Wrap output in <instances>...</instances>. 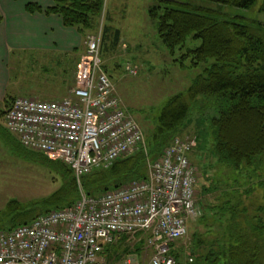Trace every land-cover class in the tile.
Here are the masks:
<instances>
[{
  "label": "trees",
  "instance_id": "1",
  "mask_svg": "<svg viewBox=\"0 0 264 264\" xmlns=\"http://www.w3.org/2000/svg\"><path fill=\"white\" fill-rule=\"evenodd\" d=\"M202 1L218 7L192 4L189 1L155 0L149 9L151 21L157 24V33L171 53L183 48L188 38L193 36V39L201 41L200 46L188 49L187 58L192 60L193 66L211 60L214 62L185 93L173 96L162 106L147 144L148 153L141 147L136 153L116 160L108 168L91 171L79 181L74 170L63 161L50 159L42 152L24 147L20 140L16 141L28 155L55 164L63 184L50 196L55 208L45 209L37 215L35 212L23 211L19 202L12 201L11 204L19 208L18 216L22 217V221L7 231L28 224L42 214L74 205L81 199L82 191L89 196H99L125 186L133 179H145L149 155L163 154L178 136L176 134L181 127L194 116V111L197 112L198 121L203 120L211 129L214 138L212 153L217 161L235 171L238 176L242 174L246 178L248 175L251 179L259 177V183L264 184V20L226 10L229 7L252 11L264 0ZM104 6L105 0H54L50 7L29 2L26 9L30 13L60 15L66 27L76 28L86 40L103 20ZM119 39V29L104 25L101 44L103 58L110 54L111 47L107 43L112 41L115 46ZM15 98L8 94L0 103L2 120L3 117L5 120V114ZM7 132L0 125V135L8 138L11 133ZM196 137L199 145V134ZM237 175L233 180L239 183ZM233 177L234 172L231 180ZM243 181L240 182L242 187L249 184ZM227 186L229 188L222 192L232 197H228L223 204L212 205L206 200L205 196L210 195L214 187H204L201 200L198 197V204L200 201L199 205L203 207L199 217L204 219L208 231H218L220 235L219 240L214 239L210 245L201 237L203 233L193 236L196 250L187 264H264V203L256 207L255 213L248 214L252 217L244 216L240 214L241 203H232L238 197L236 192H239L240 185L236 188L227 183L224 188ZM251 189H246V193ZM209 212L213 214L211 217ZM243 217L248 219L244 223ZM208 220L212 222L211 225L207 223ZM128 240V236H122L116 243L106 247V255L111 263L123 258L133 248ZM144 240H139L136 247H143ZM172 253L176 264H181V253L174 248Z\"/></svg>",
  "mask_w": 264,
  "mask_h": 264
},
{
  "label": "built area",
  "instance_id": "2",
  "mask_svg": "<svg viewBox=\"0 0 264 264\" xmlns=\"http://www.w3.org/2000/svg\"><path fill=\"white\" fill-rule=\"evenodd\" d=\"M102 34L86 39L69 95L48 100L16 97L5 114L10 132L26 148L69 165L81 177L108 168L145 141L133 114L117 95L104 68ZM130 74L137 70L128 65ZM197 137L176 136L145 179L99 196L82 191L74 205L42 214L0 232V264H176L173 244L201 214L197 171L190 155ZM139 235V236H138ZM122 236L145 239L151 256H124L111 263L106 247Z\"/></svg>",
  "mask_w": 264,
  "mask_h": 264
},
{
  "label": "rangeland",
  "instance_id": "3",
  "mask_svg": "<svg viewBox=\"0 0 264 264\" xmlns=\"http://www.w3.org/2000/svg\"><path fill=\"white\" fill-rule=\"evenodd\" d=\"M175 1H189L192 4L218 7V5L202 0ZM154 2L155 0H105L103 20L93 30V34H102L104 25H109L120 31L118 44L113 46L112 41L107 43L111 47L110 54L104 55L103 60L123 106L133 114L145 134L143 148L147 153V144L156 127V118L161 112L162 106L173 96L185 93L194 80L204 74L205 69L214 62L211 60L206 64L193 66L192 60L187 58L188 49L196 48L201 44V41L193 39V36L188 38L183 48H178L174 53H171L162 43L157 33V24L152 23L149 16V9ZM263 3L264 1H260L252 11H242L229 7L226 10L258 18L257 13L262 9ZM110 38L113 39L112 34ZM85 47L86 43L83 39L82 50H86ZM58 60H60L61 67L56 64ZM67 65L68 60L66 61L65 58L57 59L50 55H19L17 58L16 55H13L10 63L12 76L8 77L9 81L5 88L11 97L60 99L64 96L63 89L65 87L58 86L59 76L66 80L64 83L68 85L70 91L73 89L71 86L74 69L68 68L67 72L63 71L64 73H61L63 67L66 68ZM128 65L137 70L136 75L128 72ZM2 108H4V104ZM196 113L193 112L194 116L181 127L176 135L194 137L199 134V145L197 144L198 147L191 154V162L196 168L198 176L197 191L199 200L203 196L204 187H214L215 190H212V188V192H209L210 195L205 196L206 200L212 205L223 204L228 197H232L230 194L222 192L224 189L229 188L228 186L224 188V186L228 183L230 186L237 188L239 184V192H236L238 197L232 203L234 205L241 203L239 207L240 214L244 216L252 215L256 212V207L264 203V184L259 183L261 178L251 179L248 178V175L243 178L242 174L238 176L232 169L221 165L212 153L214 138L211 129L203 120L198 121ZM0 125L3 131L8 134L7 131L9 130L4 117L2 120L1 115ZM10 133V137L7 136L8 138H4L2 134L0 135V231H7V229L22 221V217L18 216L19 208L16 204H11L12 201L19 202L23 211L35 212L37 215L45 209L55 208L51 204L50 196L58 191L63 184V179L55 164H50L43 159L35 158L23 152L16 143L19 137L12 132ZM161 155H149L147 168L145 169L146 174L149 172L151 164L159 159ZM233 172L234 177L231 180L230 177ZM236 175L239 183L233 180ZM244 179L245 181H243ZM251 180H254L253 183L250 182ZM241 181L250 185L247 184L246 186L245 184L242 187ZM250 187L253 190L251 189L246 193V189ZM199 206L201 213H203V207ZM212 215L209 212V216ZM241 219L243 223L248 220L246 217ZM203 221L204 219L199 216L191 219L186 236L173 244V248L181 253V264H187L196 250L193 237L196 234L203 233L201 237L209 245L214 239L219 240L220 232L208 231L209 229L205 227ZM207 223L212 224L210 220ZM213 229L216 230V228ZM128 241L133 248L127 252V256L137 255L140 261H145L151 256V248L145 245L141 248L136 247L138 246L136 244L139 241L138 239L129 237Z\"/></svg>",
  "mask_w": 264,
  "mask_h": 264
},
{
  "label": "crops",
  "instance_id": "4",
  "mask_svg": "<svg viewBox=\"0 0 264 264\" xmlns=\"http://www.w3.org/2000/svg\"><path fill=\"white\" fill-rule=\"evenodd\" d=\"M29 2H36L43 7L54 4V0H0V103L8 95L5 85L9 81L8 77L12 76L10 63L13 55H16V58L19 55L38 54L50 55L57 59L65 58L68 65L63 67L61 73L67 72L68 68L74 69L71 86L74 87L76 64L86 53V50L81 48L84 37L76 28L66 27L58 14L28 12L26 4ZM262 6L257 14L259 19L264 20V3ZM56 64L61 67L60 60ZM64 82L66 80L59 76L58 86L65 87L62 98L70 93L68 85Z\"/></svg>",
  "mask_w": 264,
  "mask_h": 264
}]
</instances>
